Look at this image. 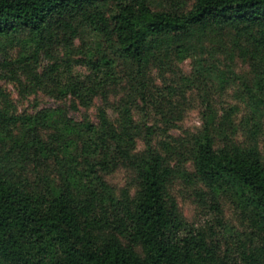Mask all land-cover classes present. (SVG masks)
<instances>
[{"label":"trees","instance_id":"16d2710c","mask_svg":"<svg viewBox=\"0 0 264 264\" xmlns=\"http://www.w3.org/2000/svg\"><path fill=\"white\" fill-rule=\"evenodd\" d=\"M237 59L244 108L187 97ZM0 70L21 100L69 104L20 112L0 87V264H264V0H0ZM195 104L201 128L171 135ZM180 179L212 196L218 230L188 224Z\"/></svg>","mask_w":264,"mask_h":264},{"label":"rangeland","instance_id":"374dc122","mask_svg":"<svg viewBox=\"0 0 264 264\" xmlns=\"http://www.w3.org/2000/svg\"><path fill=\"white\" fill-rule=\"evenodd\" d=\"M77 44H80V42H78ZM80 58L81 56H78L77 60H80ZM220 58L223 60L224 56L222 55ZM41 64L42 72L49 65V61L47 59H43ZM181 67L187 74V76H191L193 74V67L190 64V60L185 61V63ZM231 68L232 71H227V68L225 66H222V72L218 75V77L215 75L212 77H208L207 80L210 82H208L207 85L200 87V89L198 90L197 88L194 91L188 89L187 97H192L196 103H200L203 97L202 94L206 91L207 94L217 102L216 107L217 110H219L220 115L224 111L222 108L227 109L231 105L238 104L241 108H244V104H242L241 100V90L244 88L242 81L246 80V76L250 77L251 74H249L248 69L238 59L235 61ZM74 70L75 73H87L85 67L79 64L75 65ZM219 77L227 79L228 81V84H226L227 88L225 90L220 89V86L218 84L220 83ZM168 78L170 79H167V84L170 83L173 86H181L182 83L180 79L172 78L171 74L168 75ZM155 79L157 78L155 77ZM163 85L165 86V84L160 79H157L155 81V87L158 90H160V88H163ZM0 87L4 88L12 96L13 100L19 106L20 112H34V105H38L40 110L56 109L61 106L69 107V104L58 102L55 99L45 96L42 92L33 96H29L27 100H21L20 96L18 95V89L15 84L6 79H0ZM156 88H154V90H156ZM237 90H240V92H237ZM159 101H161L160 98L156 100L155 104H157ZM98 104L100 103L98 102ZM139 104L141 105V103ZM201 110H203L201 107H197L196 104L193 105V108L187 110L183 121L178 123V128L172 129L170 131V134L177 137L179 135H183L184 131H188L191 134L197 133L198 129H200L203 124ZM247 112H249V110L245 109L243 113H240L239 116H235L234 122L236 125L240 122L245 123V117L247 115ZM149 113L152 114V112ZM110 114L113 116L112 111H110ZM85 115L88 116L91 121H97L95 107L91 108L88 112H86L82 107H80V109L78 110H69V117L72 118L76 123H81ZM152 116L153 118H155V120L149 123V125L156 124L161 121V118L158 115L152 114ZM148 119H150V117ZM243 138L244 137L241 136V139ZM261 148L264 153V121ZM188 170L191 171L190 167H188ZM105 179L111 186H113L117 190L125 187L129 181L128 174L123 170L116 171L115 173L106 176ZM204 190V187L195 186L181 179L177 182L175 186V193L179 201L180 209L188 224L195 228L204 227L207 225H214L215 228L218 230L219 227L217 214L210 209V204L208 205V203L211 201L212 196L209 195L206 191L202 196H197V192L199 193ZM221 206L225 214L224 220L228 224H232L236 227L238 223L236 222V219L234 217L233 205L223 201Z\"/></svg>","mask_w":264,"mask_h":264}]
</instances>
